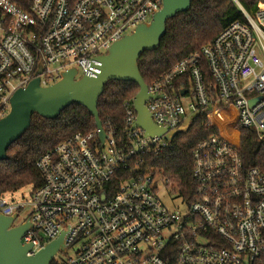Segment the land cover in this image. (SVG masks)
<instances>
[{
  "label": "built area",
  "instance_id": "2783aa9c",
  "mask_svg": "<svg viewBox=\"0 0 264 264\" xmlns=\"http://www.w3.org/2000/svg\"><path fill=\"white\" fill-rule=\"evenodd\" d=\"M161 1L0 0V119L16 88L35 77L47 86L71 67L75 78L95 77L99 56ZM241 10L245 21L147 84L157 126L174 129L203 112L214 129L192 151L193 199L144 167L169 142L133 127L126 102L122 124L102 125L103 142L95 127L43 152L35 161L42 181L28 198L0 195V213H16L12 225L32 223L21 237L28 253L63 231L61 264H264V161L248 163L241 147L246 129L264 150V0L252 14Z\"/></svg>",
  "mask_w": 264,
  "mask_h": 264
},
{
  "label": "trees",
  "instance_id": "16d2710c",
  "mask_svg": "<svg viewBox=\"0 0 264 264\" xmlns=\"http://www.w3.org/2000/svg\"><path fill=\"white\" fill-rule=\"evenodd\" d=\"M261 0H192L187 11L169 18L166 30L157 48L145 50L138 59V69L145 84L168 72L179 59L194 53L209 43L229 23L246 20L242 8L252 14ZM139 90L134 82L108 81L97 100L98 117L102 125L124 122L125 103L130 102ZM131 103V102H130ZM203 112H197L188 128L175 135L164 151L150 154L144 167L161 177L169 178L187 201L193 199L195 183L192 180V151L199 141L213 133L205 126ZM30 127L6 149L7 157L0 160V195L24 186L35 189L41 184L36 159L53 146L74 133H87L95 128V120L84 105L72 103L57 116L31 117ZM249 131L241 130L242 156L250 164H262L261 153ZM229 135V132L227 133ZM60 259V260H59ZM53 258L50 264H61Z\"/></svg>",
  "mask_w": 264,
  "mask_h": 264
},
{
  "label": "water",
  "instance_id": "95a60500",
  "mask_svg": "<svg viewBox=\"0 0 264 264\" xmlns=\"http://www.w3.org/2000/svg\"><path fill=\"white\" fill-rule=\"evenodd\" d=\"M192 0H162L161 7L149 19L136 25L129 34L113 41L103 55L100 72L95 77L84 74L75 78L77 71L74 67L61 73L60 78L47 85L41 86L39 78L35 77L26 86L16 88L9 99L10 109L0 119V160L7 157V147L15 142L31 124L33 114L44 118L57 116L65 107L72 103L84 105L95 120V127L99 130L100 141L105 138L101 119L98 117L97 100L108 81L134 82L139 90L132 97L135 110L133 127L142 129L145 135H157L165 138L169 143L175 135L185 131L189 124L167 130L157 126L151 118L146 106V100L152 96L148 85L144 83L138 59L145 50L158 47L161 37L166 30L169 18L178 12L187 11ZM41 69L39 63L37 71ZM256 98L250 100V103ZM16 213L5 215L0 213V264H50L58 252H65L63 243L64 232L37 249L35 253H28L30 243H22V234L32 226L28 217L19 225H12Z\"/></svg>",
  "mask_w": 264,
  "mask_h": 264
},
{
  "label": "rangeland",
  "instance_id": "374dc122",
  "mask_svg": "<svg viewBox=\"0 0 264 264\" xmlns=\"http://www.w3.org/2000/svg\"><path fill=\"white\" fill-rule=\"evenodd\" d=\"M157 176L155 177L156 180L161 183L162 181V177L158 174H156ZM31 191V186H24V187H21L19 188V190H16V191H12V192H5L3 194V198L5 199V201H10V200H19V199H22V198H28L29 197V193ZM162 192V195H163V199L166 201L168 200L167 198V192L166 194L164 193V190L162 189L161 190ZM170 193H173V192H170ZM179 202V201H178ZM25 211H21L18 216L16 217V220H15V224H19L23 219V217H25ZM61 254H58V256H60ZM57 256V257H58ZM64 257V256H62Z\"/></svg>",
  "mask_w": 264,
  "mask_h": 264
}]
</instances>
